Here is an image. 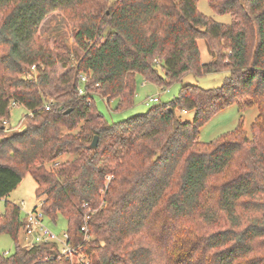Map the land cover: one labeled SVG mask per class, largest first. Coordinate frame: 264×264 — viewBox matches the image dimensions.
Listing matches in <instances>:
<instances>
[{
    "label": "trees",
    "instance_id": "16d2710c",
    "mask_svg": "<svg viewBox=\"0 0 264 264\" xmlns=\"http://www.w3.org/2000/svg\"><path fill=\"white\" fill-rule=\"evenodd\" d=\"M199 1L0 0V235L15 242L0 264H264V0H207L230 23ZM54 12L73 25L77 48L42 36ZM200 39L213 60L202 61ZM224 70L221 86L184 84L116 122L94 100L117 99L121 111L134 105L139 75L167 87ZM14 102L27 110L20 130L8 127ZM234 104L258 107L250 133L242 114L202 141L201 128ZM27 174L34 209L66 218L80 260L54 240L21 243L26 218L8 197Z\"/></svg>",
    "mask_w": 264,
    "mask_h": 264
},
{
    "label": "rangeland",
    "instance_id": "374dc122",
    "mask_svg": "<svg viewBox=\"0 0 264 264\" xmlns=\"http://www.w3.org/2000/svg\"><path fill=\"white\" fill-rule=\"evenodd\" d=\"M115 1V0H112ZM199 9L201 12L209 17L214 18L219 22L230 23L232 18L230 14H218L209 5L207 0L199 1ZM73 25L65 20L61 14L54 12L49 14L43 21L40 32L42 36L50 40L51 46H54L56 41L66 39V41L73 47L77 48L73 38ZM200 50L202 53V61L209 62L214 59L213 54L209 51L204 39L199 40ZM61 72L65 71L60 67ZM229 70L211 72L208 74L196 75L194 73L187 74L183 81L174 82L170 86H160L151 81H147L141 75L137 79V94L135 103L132 107L125 110H116L117 99H113L110 102L100 96L95 95L94 100L98 109L105 115L109 122H116L136 114L146 112L151 106L161 102H168L174 99L184 84H198L204 88H214L221 86L225 78L229 75ZM150 97H158L159 102L147 104V100ZM27 110L24 106H13L11 112L10 123L8 127L11 130H20L24 126V116ZM259 113L257 106L247 108L243 113L240 112L239 107L234 104L225 107L212 117L202 128L200 139L205 142L216 139L218 136L225 132L233 130L240 122L241 115H244L245 129L250 133L251 125L254 122L256 116ZM177 114L183 121H192L195 116V112L192 110L185 113L183 110H178ZM13 125V126H11ZM72 158V156H62L59 161ZM47 166L52 168L51 163H47ZM36 181L34 178L27 174L19 186L10 194L9 200L16 202L21 206L22 218H27V214L31 212L35 206L39 205V202L35 194ZM5 199H0V213L5 208ZM44 224L54 234L52 240L56 241L60 247L66 240L65 233L67 230V220L63 216H60L56 221H53L47 217L44 218ZM20 239L22 244H27V239L23 231L20 232ZM15 250V242L8 234L0 235V251L6 254H11ZM74 260H78L75 258Z\"/></svg>",
    "mask_w": 264,
    "mask_h": 264
},
{
    "label": "built area",
    "instance_id": "2783aa9c",
    "mask_svg": "<svg viewBox=\"0 0 264 264\" xmlns=\"http://www.w3.org/2000/svg\"><path fill=\"white\" fill-rule=\"evenodd\" d=\"M32 70L33 71L35 70V66L32 67ZM86 80L87 77L82 74L80 79L81 83H84ZM79 93L80 94L85 93V88L83 86L79 87ZM154 102L156 103L159 102V98L150 97L147 100L148 105ZM12 105L17 106V103L14 102ZM49 105L50 103H47L46 107L49 108ZM184 112L187 113V110H184ZM44 218H45L44 212L40 207L37 209H33L31 212L27 214L26 223L22 230L25 235V238L27 239V242H29L27 244L33 245L35 243L51 241L53 239L54 234L44 224ZM83 229H85V227ZM66 236L67 235L65 233V237ZM62 250L63 252L68 253L71 258L73 259L78 258V260H80V258L75 255L74 250L67 244L66 240L62 245Z\"/></svg>",
    "mask_w": 264,
    "mask_h": 264
},
{
    "label": "water",
    "instance_id": "95a60500",
    "mask_svg": "<svg viewBox=\"0 0 264 264\" xmlns=\"http://www.w3.org/2000/svg\"><path fill=\"white\" fill-rule=\"evenodd\" d=\"M71 110H67L66 113H69ZM98 144V136H95L93 142H92V147L95 148Z\"/></svg>",
    "mask_w": 264,
    "mask_h": 264
},
{
    "label": "crops",
    "instance_id": "0c3cea01",
    "mask_svg": "<svg viewBox=\"0 0 264 264\" xmlns=\"http://www.w3.org/2000/svg\"><path fill=\"white\" fill-rule=\"evenodd\" d=\"M202 54V53H201Z\"/></svg>",
    "mask_w": 264,
    "mask_h": 264
}]
</instances>
